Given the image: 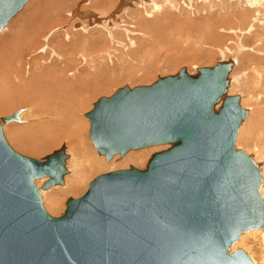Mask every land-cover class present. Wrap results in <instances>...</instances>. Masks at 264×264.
Listing matches in <instances>:
<instances>
[{"label":"water","instance_id":"1","mask_svg":"<svg viewBox=\"0 0 264 264\" xmlns=\"http://www.w3.org/2000/svg\"><path fill=\"white\" fill-rule=\"evenodd\" d=\"M26 1L14 0L1 12L0 30ZM231 69L230 59L200 66L194 73L181 67L149 84L123 85L99 97L87 113L89 136L107 160L131 150L166 147L152 152L142 168L130 165L96 175L80 196L67 199L59 216L46 211L34 180L48 175L43 188L63 182L62 160L52 173L46 168L63 147L42 160L22 155L9 146L1 128V121L19 120L18 111L2 117L0 254L5 257L0 264H256L240 248L229 251L239 233L254 222L231 226L224 237L217 233L208 208L199 221H187L182 210L177 213L189 169L200 162L204 173L211 171L198 174L202 204L234 154L253 168L254 195L264 202L257 188L258 166L235 148L246 109L239 105L238 95L227 94ZM228 108L236 110L234 119ZM144 192L153 199L142 201ZM163 206L169 215L162 214ZM139 218L149 222H138ZM257 225L264 227V217ZM101 227L108 229L94 235L92 230Z\"/></svg>","mask_w":264,"mask_h":264},{"label":"rangeland","instance_id":"2","mask_svg":"<svg viewBox=\"0 0 264 264\" xmlns=\"http://www.w3.org/2000/svg\"><path fill=\"white\" fill-rule=\"evenodd\" d=\"M155 1L164 4L162 9L152 10L151 5L147 2L144 3L143 0L135 1L125 8H120L121 10L118 9V0H52L50 4H45L44 0H27L22 8L7 21L6 26L4 25L5 28L3 26L0 31V46L8 44L6 49L11 50L14 46L13 41L10 42L12 40L11 32H19L18 26L24 20L22 17L27 13L44 12L54 18L52 23L46 26L39 35L41 39L36 38L32 42L33 48L37 51L33 59H39V67H36L32 59H25L26 53L19 59L20 69L22 71L23 66L27 64L26 66L30 68L29 75L23 73L24 79L21 82L10 78V83L14 87L6 84L8 83L7 79L4 80V83L6 81L5 88L0 85V117L10 115L18 109L33 107L23 115L25 120L12 121L2 125V133L12 149L22 155L40 159L59 149L60 146L65 148L64 166L66 172L63 174V182L57 183L51 189L43 190L44 181L34 180V183L41 187L40 194L44 208L53 216L62 213L66 207L67 198L80 196L96 175L118 168H127L130 165L142 168L152 152L166 147L163 145L131 150L122 157L114 155L110 160H107L104 155L98 153L92 144L89 137V121L85 116L99 97L109 96L123 85L132 87L138 84H149L158 76L176 73L181 67H186L189 73H194L200 66H211L216 61L230 59L233 65L228 74L230 82L231 78L234 79L238 75L240 77L244 71H248V67L252 64H257L259 70H261V66L264 67V55L258 52L264 48V38L262 37L264 25L263 21L259 20V18H264L263 8L257 12L254 7L245 3L246 0ZM85 10H92L97 18L81 17L79 13ZM57 14L59 17H55ZM19 15L22 17L17 18ZM251 16L252 18H250ZM98 19L99 22H97ZM77 21L81 27L72 26ZM252 23H255L256 26H253ZM10 24L11 28L15 30L12 31ZM105 28H109L110 32H107ZM262 31L263 33L260 35ZM22 34L26 35L25 32ZM111 34L113 37H110ZM58 45L60 46L58 47ZM63 45H68V48ZM38 46L41 48L38 49ZM62 48L64 49L62 50ZM256 49L257 51H255ZM100 51L102 53L104 51L105 54L97 57ZM68 52H81L92 62L88 61V63L86 60H82L81 56L77 54L71 55L69 62ZM2 53L3 49H0V64L4 62ZM65 56L67 57L65 58ZM72 60H74V64ZM66 61L68 63L64 64ZM82 65L86 67L85 71L80 70L83 68ZM64 67H70L71 74L63 75L60 79L64 83L73 84L74 88L71 91L73 95L80 94L79 97H76L77 102L74 108L77 111L73 110L75 113L71 125L60 121L61 110L58 109L61 105L52 108L53 111L49 114L48 119H44L39 112L47 111L44 104L31 105V100L36 98L35 95L42 94L41 92L46 90L47 83L45 86L43 84L46 82V77L49 78L47 75L53 76L56 70V73H60L62 70L64 71ZM4 69L0 65V81ZM36 76L38 78L43 76V83L39 81L42 79H38ZM34 77H36L37 83ZM243 79L240 78V80ZM20 84H28L30 89L27 87V92L23 91ZM246 85L239 86L240 90L235 88L237 86L233 87L235 89L230 94H245ZM31 88L37 94H33ZM48 91L47 88L45 92ZM53 92L56 94L59 90L56 89ZM240 102L239 99V105L247 108V112L254 107L252 103H248L246 106L245 103ZM66 116L69 115L66 114L63 117ZM59 123L60 126H58ZM33 129L34 131H32ZM8 134L12 137H9ZM245 144L246 138H242L237 144L240 148H236L243 152Z\"/></svg>","mask_w":264,"mask_h":264},{"label":"bare ground","instance_id":"3","mask_svg":"<svg viewBox=\"0 0 264 264\" xmlns=\"http://www.w3.org/2000/svg\"><path fill=\"white\" fill-rule=\"evenodd\" d=\"M13 1L14 0H0V14L4 9L8 8ZM135 1H140V0H118V9L125 8L128 5L133 4ZM44 2H45V4H47V3L50 4V2H52V0H44ZM143 2L144 3L147 2L149 5H151L152 10H156V9L159 10L160 8L162 9V5H164L163 3L160 4V3L156 2L155 0H143ZM57 3H58V1H57ZM245 3L254 7L257 12H259L260 8L264 9V0H246ZM250 6H249V8H250ZM43 10H44V8H43ZM263 12H264V10H263ZM255 13H254V15H256ZM37 15H39L38 16V18L40 17L39 19L37 18ZM58 15L59 14H57V16H55V17H59ZM79 15L81 17L88 16L90 19L91 18H97V15L94 14L92 10L81 11L79 13ZM254 15H252V16H254ZM252 16L250 18H252ZM20 17H22V15H19L17 18H20ZM22 18H24V20L22 21L20 26H18V24H17V26L20 29V30H18L19 32L13 31L15 29H12L11 24H10V28L13 31V32H11L12 33V40H10V42L13 41V44H14L12 49L11 50L6 49L8 44L0 46V49H3V53L1 54V56H3V59H4V62L1 63L0 65H2L5 68L3 71L4 74L2 76V80L0 81V85H2L3 88L6 87V84L10 87H14L10 83V78H14L16 81L18 80V82H21V80L24 79L23 73L29 75V73H30L29 69L30 68L28 66H26L27 64H25L23 66L22 71L20 69L19 59L21 57L25 56L26 53H27V56L25 57V59L26 60L32 59L35 62L36 67L37 66L39 67V61H38L39 59L38 60H37V58L33 59L35 56V53L37 51H36V49L33 48L34 44H32V42L34 39L36 40V38H39V35L45 30L46 26H48L50 23H52V20L54 19L48 13L44 14V12L38 13L36 11H33L31 13L29 12L25 16H23ZM99 19L97 20V22H99ZM259 20L263 21V25H264V18L263 19L259 18ZM77 22H74L72 24V26L81 27V24L79 22L78 23ZM250 22H252V21H250ZM6 24H4V25L6 26ZM26 25H28V26H26ZM254 25H255V23L253 24V26ZM5 26H4V28H5ZM249 28H250V26H249ZM105 29H107V28H105ZM0 31H2V29ZM22 31L25 32L26 35H23ZM107 32H110L109 28L107 29ZM245 32H247V31H245ZM262 33H263V31L261 32L260 35H262ZM109 35H110V33H109ZM244 35H246V34H244ZM258 35H259V33H258ZM258 35H256V36H258ZM110 37H113L112 34ZM262 37L264 38V33H263ZM40 39H41V37L39 38V40ZM259 40H261V39H259ZM59 46L60 45H58V47ZM63 46H65V45H63ZM65 47L68 48V45H66ZM39 48H41V46L40 47L38 46V49ZM30 49H31V51H29ZM63 49L64 48H62V50ZM255 51H257V49ZM258 52H260V53H262V55H264V48L259 50ZM68 53H69V56L67 58L68 61H69V58H71V55H73V54L80 55L82 60L84 59L87 62L90 61L86 57H84V55L81 52H77V53L68 52ZM103 53L105 54L104 51H103ZM103 53L101 51L98 52L97 57L103 56ZM99 54H101V55H99ZM59 57H61V56L59 55ZM66 57L67 56H65V58ZM89 59H91V58H89ZM68 61L64 62V64L68 63ZM73 61L74 60H72V63H73ZM91 62L92 61H90V63ZM249 63H250V60H249ZM258 63H260V62H258ZM40 64H41V61H40ZM46 64H44V65H46ZM29 65L31 66V64H29ZM66 65L70 66L69 64H66ZM258 65L260 66V64H258ZM82 66H83V68H81L80 70L85 71L86 67H84V65H82ZM67 68L64 67V71L62 70L60 73H56L57 70L55 71L56 74L55 73L53 74V72H52L53 76H50V74L47 75V76H49V78L46 77L47 80L45 79L46 82H45V84H43L45 86L47 83V88L49 89V91L47 93L45 92V91H47V88H45L46 90L44 89L45 91L43 90L45 92V94H44V92H41L43 95L39 93V91H38L39 89L37 90L39 94H37L36 92H34L35 90L33 91V89L31 88L32 91L34 92L33 94H35V93L37 94V95H35L36 98L31 100V105H39V104L43 105L44 104V107L47 111H39L40 114L44 117V119H48L50 117L49 114H51V112L53 111L52 108L54 106L57 107V106L61 105V107L58 109V110H61L60 111V113H61L60 121L64 124L71 125V120H72L73 115L75 113V112H73V110L77 111L74 108V105L77 102L76 97H79L78 95H80V94H77L76 96L73 95V93L71 92L74 88L73 84L72 83H64V82H62L63 80L60 79L61 76H63V75L66 76V75L71 74V72L69 71L70 67L68 68V70H66ZM248 68H249V70L244 71L243 74L240 75V77H238L239 76L238 75L234 79L231 78L232 81L231 82L229 81L230 86L227 87V91H229L230 89H232V91L227 92V94H230V93L232 94V92L234 91L235 88H238L239 86H243L244 84H247L245 87V91H246L245 94L241 93L242 96L239 94L238 97H239L240 101L242 102V104L245 103L246 106H248V103L249 104L252 103V104H254V107L251 110L252 112L246 111V115L240 120L241 122L239 123V126L237 128V133H236V138H235V148L239 147L237 144H238V142H240V140L242 138H246V144L244 147L245 149L243 148L244 149L243 152L246 155H248L252 159V161L258 166V171H259V183L258 184H259V186H257V188L259 187V195L264 200V67L262 68V66H261L262 71L259 70V68L257 67V64H255V65L252 64ZM249 71L252 73L249 74L248 73ZM31 75H33V74H31ZM36 77L38 78V76H36ZM36 77H34L35 80H36ZM233 77H235V76H233ZM39 78L42 79L43 76L39 77ZM240 78H244V79L240 80ZM4 80H6L8 83H6V81H5V83H6L5 84ZM39 81H42V83H43V79L39 80ZM37 82L38 81L36 80V83ZM27 85L28 84H20V86H22L23 91L27 92V90H28ZM235 86H237V87H235ZM35 87H37V86H35ZM233 87H235V88H233ZM16 88L18 89V87H16ZM28 88L30 89V87H28ZM40 89H42V88H40ZM56 89L59 90V92L55 94L53 92V90H56ZM85 89L88 90V88H85ZM238 89L240 90V88H238ZM240 96H241V98H240ZM32 108L33 107L31 106L30 108H24V109L16 110V111H18L19 120H10L8 122L1 121V128H2L3 124H6V123L8 124L9 122H12V121L20 122L22 119H24L23 115L26 112H28L29 109H32ZM250 112H251V115H249ZM40 114H38V115L41 117ZM66 114H68L69 116L63 117ZM235 115H237L236 110H234L232 108H228V116L231 117V119H234ZM7 116H9V115H7ZM85 116L87 117V113L85 114ZM3 117H5V116H3ZM1 118H2V116L0 117V119ZM88 121H89V119H88ZM74 123L76 124L75 120H74ZM58 126H60V123ZM89 127H90V121H89ZM34 129L32 131H34ZM32 131L30 130V132H32ZM8 136L12 137V135H9V134H8ZM222 141H223V137L221 134L219 136V140H218L219 143H217V144H219L218 147H220V143ZM244 141H245V139H244ZM62 147H63L62 154L61 153H55L51 157V159L49 160V163L46 167L47 169H49V171H51V173L53 172V170L56 169V167L58 165H60L61 160L63 161V164H64L66 155L64 154L65 148H64V146H60V148H62ZM59 149H57V150H59ZM213 153L218 154L219 150L214 148ZM31 158H33V157H31ZM43 158H40V159L35 158V159L42 160ZM202 169H203L202 164L200 162H198L192 166L191 170L189 169L188 173H186L185 179L181 184V187H182L181 188V190H182L181 195L182 196H180V197H183V202L180 203V205H179L180 207H179L177 213H180V210H182V213L186 214V215L183 214V216L185 218H187V221L189 219H191V220L196 219L199 221L198 216H200V218H201V213L206 208H208L210 210L212 216L214 217L215 225L218 227L217 233L223 235L224 237L230 235L231 226L233 228H237L238 226L243 225L245 223H249V222L253 223L254 222L255 223L254 226H252L251 228H247L246 230H242L239 233L237 240L234 241L232 243V245L229 247V251L232 252V251H235L236 249L240 248L241 250H243L245 253H247L250 256V258L252 259V261L254 263L264 264V227L258 226L259 224L257 225L258 222L261 224L263 217H264V214H263L264 202L259 200V198L254 195V188L253 187L256 186V184H257V179H256L257 175L255 174L253 168L249 166L247 161L240 154H234L231 157L227 167L223 170L222 177L217 180V184H215L213 186L212 191L205 198V202L201 204V202H200L201 199L199 197V193H200V187L199 186H200V184H198V174L202 173L204 175L205 173L210 174V172H211V171H206L204 173ZM48 177L49 176L47 175V176H42V177L37 178V179L45 181ZM17 178L20 179V175ZM56 185L57 184H54L48 188H44L43 190L51 189V188H53V186L55 187ZM40 188L41 187H39V190H40ZM150 195H151L150 193L143 194L141 196L142 201L146 202L148 200L153 199L152 195L151 196ZM67 199H66V201H67ZM65 204H66V202H65ZM64 210L62 211V213L64 212ZM161 212L163 215H165V214L169 215L170 214L165 206L162 207ZM83 220L84 219H82V221ZM140 221L149 222V219L148 218H145V219L139 218L138 222H140ZM107 229L108 228H102L101 227V228L93 229L92 231H93L94 235H98L102 231H106ZM197 231L198 230L196 227L195 228V235H196ZM198 234L203 235V234H201V232H198ZM18 247H20V246H18ZM17 248H15L14 250L16 251ZM6 254H8V253H6ZM4 257H5V255L0 254V259L4 258Z\"/></svg>","mask_w":264,"mask_h":264}]
</instances>
